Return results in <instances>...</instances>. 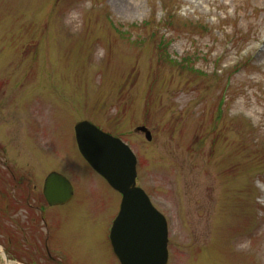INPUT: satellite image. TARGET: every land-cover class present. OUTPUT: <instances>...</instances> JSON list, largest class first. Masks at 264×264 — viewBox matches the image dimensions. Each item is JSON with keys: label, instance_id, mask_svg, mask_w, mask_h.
Here are the masks:
<instances>
[{"label": "rangeland", "instance_id": "rangeland-1", "mask_svg": "<svg viewBox=\"0 0 264 264\" xmlns=\"http://www.w3.org/2000/svg\"><path fill=\"white\" fill-rule=\"evenodd\" d=\"M81 121L137 156L167 264H264V0H0V132L28 204L65 176L75 200L46 217L63 264H119L120 197L79 155Z\"/></svg>", "mask_w": 264, "mask_h": 264}, {"label": "water", "instance_id": "water-1", "mask_svg": "<svg viewBox=\"0 0 264 264\" xmlns=\"http://www.w3.org/2000/svg\"><path fill=\"white\" fill-rule=\"evenodd\" d=\"M136 132L143 133L146 140L151 141V133L145 127H138ZM75 136L83 158L123 196L120 213L111 231L113 250L120 263L166 264V222L144 192L135 186V156L120 140L87 121L75 126ZM56 183L68 191L65 180L52 175L45 186L48 201L56 195ZM66 198L68 194L63 196L64 200ZM141 244H151V254L143 253Z\"/></svg>", "mask_w": 264, "mask_h": 264}, {"label": "flooded vegetation", "instance_id": "flooded-vegetation-1", "mask_svg": "<svg viewBox=\"0 0 264 264\" xmlns=\"http://www.w3.org/2000/svg\"><path fill=\"white\" fill-rule=\"evenodd\" d=\"M7 139L8 134L4 131L0 132V147L2 148H0V235L3 238V241H0V247L6 259H9L12 264H18V260L23 264H63V255L67 254L61 249L62 240L56 234L54 235L53 225L49 224L46 217H49V212L72 205L75 200L73 184L71 183L72 188L68 193L67 202L50 204L43 188L45 178L38 199L39 204L31 205L35 200H28V195H30V190L37 191V185H32L31 174L21 173V169L24 168L22 165L25 163L20 164L10 156L8 149L4 146V143L8 142ZM27 185H32L33 188L26 187ZM53 199L55 201L61 198L54 196ZM22 211L20 218L25 217L23 222L15 218ZM0 258H2L1 252Z\"/></svg>", "mask_w": 264, "mask_h": 264}, {"label": "trees", "instance_id": "trees-1", "mask_svg": "<svg viewBox=\"0 0 264 264\" xmlns=\"http://www.w3.org/2000/svg\"><path fill=\"white\" fill-rule=\"evenodd\" d=\"M159 47H161V48H162V47H164V45H162V44H161V45H159V46H158V49H159Z\"/></svg>", "mask_w": 264, "mask_h": 264}, {"label": "bare ground", "instance_id": "bare-ground-1", "mask_svg": "<svg viewBox=\"0 0 264 264\" xmlns=\"http://www.w3.org/2000/svg\"><path fill=\"white\" fill-rule=\"evenodd\" d=\"M4 261L6 262V264H8L5 258H4Z\"/></svg>", "mask_w": 264, "mask_h": 264}]
</instances>
